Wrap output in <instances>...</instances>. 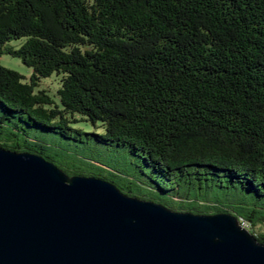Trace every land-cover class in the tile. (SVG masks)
<instances>
[{
    "label": "trees",
    "instance_id": "trees-1",
    "mask_svg": "<svg viewBox=\"0 0 264 264\" xmlns=\"http://www.w3.org/2000/svg\"><path fill=\"white\" fill-rule=\"evenodd\" d=\"M1 54L32 70L0 64L6 117L65 136L86 123L129 147L159 204L210 215L225 211L184 201L227 184L264 196V0H0ZM54 75L51 95L40 84Z\"/></svg>",
    "mask_w": 264,
    "mask_h": 264
},
{
    "label": "water",
    "instance_id": "water-1",
    "mask_svg": "<svg viewBox=\"0 0 264 264\" xmlns=\"http://www.w3.org/2000/svg\"><path fill=\"white\" fill-rule=\"evenodd\" d=\"M0 264H264L228 213L176 212L0 148Z\"/></svg>",
    "mask_w": 264,
    "mask_h": 264
},
{
    "label": "rangeland",
    "instance_id": "rangeland-1",
    "mask_svg": "<svg viewBox=\"0 0 264 264\" xmlns=\"http://www.w3.org/2000/svg\"><path fill=\"white\" fill-rule=\"evenodd\" d=\"M24 41L25 39L12 40L10 45L20 49ZM23 63L21 58L14 55H0V64L3 67L30 78L32 70ZM59 86L58 77L55 75L42 79L40 84V88H45L51 95L57 94ZM27 122L18 116L9 119L0 105V143L20 147L21 152L40 151L69 176L101 175L107 179L106 181L115 182L118 187L130 188L136 195H144L159 203V195L152 189L154 183L145 176L150 174L151 169L143 165L129 147L103 144L95 136L97 129L86 123L75 125L74 128L81 132L76 131L70 136H65L62 133L30 126ZM242 187L238 184L236 188H229L227 184V187H217L210 191L209 195L200 196L197 200L191 202L185 200L184 204L188 208L198 205L203 209L225 211L224 213L237 218L242 216L250 218L252 225L249 230L255 234L263 233L264 221L259 218L264 217V196ZM168 201L176 206L180 200L171 197Z\"/></svg>",
    "mask_w": 264,
    "mask_h": 264
},
{
    "label": "built area",
    "instance_id": "built-area-1",
    "mask_svg": "<svg viewBox=\"0 0 264 264\" xmlns=\"http://www.w3.org/2000/svg\"><path fill=\"white\" fill-rule=\"evenodd\" d=\"M242 224H243L246 228H249V225L246 224V222H242Z\"/></svg>",
    "mask_w": 264,
    "mask_h": 264
},
{
    "label": "bare ground",
    "instance_id": "bare-ground-1",
    "mask_svg": "<svg viewBox=\"0 0 264 264\" xmlns=\"http://www.w3.org/2000/svg\"><path fill=\"white\" fill-rule=\"evenodd\" d=\"M243 225V224H242ZM244 226V225H243ZM250 228V227H249ZM249 228H247V229H249Z\"/></svg>",
    "mask_w": 264,
    "mask_h": 264
}]
</instances>
